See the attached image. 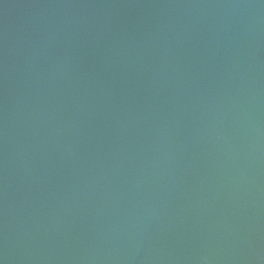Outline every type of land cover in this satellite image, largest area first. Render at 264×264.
<instances>
[{
	"label": "water",
	"instance_id": "95a60500",
	"mask_svg": "<svg viewBox=\"0 0 264 264\" xmlns=\"http://www.w3.org/2000/svg\"><path fill=\"white\" fill-rule=\"evenodd\" d=\"M0 264H264V0H0Z\"/></svg>",
	"mask_w": 264,
	"mask_h": 264
}]
</instances>
